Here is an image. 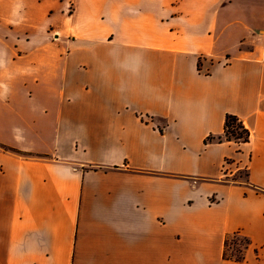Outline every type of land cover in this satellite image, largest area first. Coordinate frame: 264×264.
Segmentation results:
<instances>
[{"label": "crops", "instance_id": "0c3cea01", "mask_svg": "<svg viewBox=\"0 0 264 264\" xmlns=\"http://www.w3.org/2000/svg\"><path fill=\"white\" fill-rule=\"evenodd\" d=\"M228 115L248 142H206ZM236 232L264 264V0H0V264H237Z\"/></svg>", "mask_w": 264, "mask_h": 264}, {"label": "trees", "instance_id": "16d2710c", "mask_svg": "<svg viewBox=\"0 0 264 264\" xmlns=\"http://www.w3.org/2000/svg\"><path fill=\"white\" fill-rule=\"evenodd\" d=\"M215 140L217 142L225 140L234 141L235 143H247L249 140V132L244 128L242 123L236 117L228 115L226 116L224 122L223 136L218 138L209 137L207 138L206 142H211ZM4 149L6 151L18 154V152L14 151L13 149ZM249 245V239L238 232L228 236V238H226L224 242V259L234 261L237 264H242L244 260V253Z\"/></svg>", "mask_w": 264, "mask_h": 264}, {"label": "rangeland", "instance_id": "374dc122", "mask_svg": "<svg viewBox=\"0 0 264 264\" xmlns=\"http://www.w3.org/2000/svg\"><path fill=\"white\" fill-rule=\"evenodd\" d=\"M234 179H235L236 181H238V182L244 181V180H245V172L242 171V172L238 173V174L234 177ZM228 253H229V252H228Z\"/></svg>", "mask_w": 264, "mask_h": 264}]
</instances>
